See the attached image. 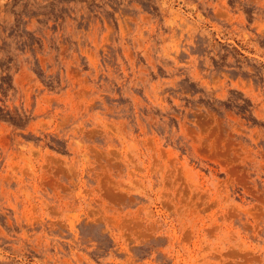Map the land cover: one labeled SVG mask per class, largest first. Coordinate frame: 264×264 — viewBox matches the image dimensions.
Returning a JSON list of instances; mask_svg holds the SVG:
<instances>
[{
  "label": "rangeland",
  "instance_id": "374dc122",
  "mask_svg": "<svg viewBox=\"0 0 264 264\" xmlns=\"http://www.w3.org/2000/svg\"><path fill=\"white\" fill-rule=\"evenodd\" d=\"M0 264H264V0H0Z\"/></svg>",
  "mask_w": 264,
  "mask_h": 264
}]
</instances>
